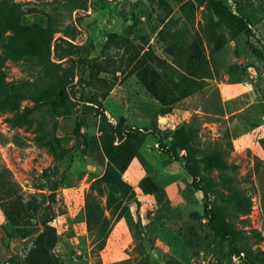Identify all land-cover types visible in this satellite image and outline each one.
Returning a JSON list of instances; mask_svg holds the SVG:
<instances>
[{
    "label": "rangeland",
    "instance_id": "1",
    "mask_svg": "<svg viewBox=\"0 0 264 264\" xmlns=\"http://www.w3.org/2000/svg\"><path fill=\"white\" fill-rule=\"evenodd\" d=\"M61 37L73 56L60 58ZM252 43L264 50V0H0V264H246L209 207L264 264V60ZM143 67L151 87L133 72ZM56 70L73 79L68 99ZM120 125L149 134L117 138ZM54 180L46 253L37 207Z\"/></svg>",
    "mask_w": 264,
    "mask_h": 264
},
{
    "label": "trees",
    "instance_id": "2",
    "mask_svg": "<svg viewBox=\"0 0 264 264\" xmlns=\"http://www.w3.org/2000/svg\"><path fill=\"white\" fill-rule=\"evenodd\" d=\"M216 8L220 15L224 17L227 20L230 21H236L240 23L247 32L254 36V33L252 32V29L247 25V23L244 21L242 17H240L237 13H235L232 9H230L228 6H226L224 3L217 1ZM65 34L67 36H72V33L67 29H65ZM126 38V37H125ZM61 40L67 44L64 47V53H59L60 47H62V42H57L56 44V50L59 53L60 58H64L65 56H73L75 53V46L76 44L70 41L69 39H66L64 37H61ZM112 41V38L111 40ZM109 41V42H110ZM123 45V43H121ZM252 49L253 52L260 56L264 60V50L260 49L256 44L252 43ZM49 53H51V45H49ZM72 58V57H71ZM57 66H60V63H56ZM137 75L141 78L142 82L147 86L151 87L150 83V77L146 71H144V67L140 70L135 69ZM56 76L58 77L57 86L60 90L63 92V97L69 98V91L68 86L73 82V79L69 77V75L65 72H60L59 70L54 71ZM37 93H43L45 92L44 88H38ZM103 95H107V90L103 93ZM149 131L146 129V131H130L128 129H124L122 125L116 127V137L123 139L125 136H133L139 140V144L143 143L146 137L148 136ZM68 154V149L66 147H63L60 157H65ZM186 168L189 172V174L193 177L194 184L203 189L207 194V189L202 185L198 170L195 164H186ZM108 175L109 178L113 181H119L121 180L120 175H117L113 173L112 171H109ZM107 175V176H108ZM58 187V183L56 180L53 181V184L51 185L52 193L44 198V200L39 204L37 207V214H38V220L39 223L43 226V233H42V240H44V250L46 253L54 252L55 247L58 242V228L56 225H54L51 221L52 219L48 218L49 214L54 213L53 209V202L55 199V193L56 189ZM209 199H207L208 203ZM209 218L214 223L216 229L221 233L222 237L224 239H229L232 243V253L233 254H241L242 252L246 253L245 262L246 264H257L256 261L250 256L247 248L245 245L242 244L240 233L236 230H234L231 225L226 221V218L224 214L218 210H215L212 207H209ZM59 264H66L63 260L59 261Z\"/></svg>",
    "mask_w": 264,
    "mask_h": 264
}]
</instances>
